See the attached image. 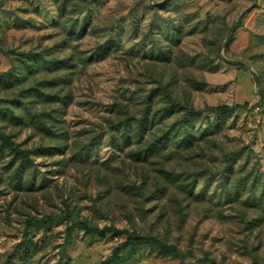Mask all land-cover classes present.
Instances as JSON below:
<instances>
[{
	"label": "rangeland",
	"instance_id": "1",
	"mask_svg": "<svg viewBox=\"0 0 264 264\" xmlns=\"http://www.w3.org/2000/svg\"><path fill=\"white\" fill-rule=\"evenodd\" d=\"M0 133V264H264V0H0Z\"/></svg>",
	"mask_w": 264,
	"mask_h": 264
},
{
	"label": "trees",
	"instance_id": "2",
	"mask_svg": "<svg viewBox=\"0 0 264 264\" xmlns=\"http://www.w3.org/2000/svg\"><path fill=\"white\" fill-rule=\"evenodd\" d=\"M247 107H248L247 103H245L244 105H235V106H218V107L214 108L213 111L218 115V117H219L218 123H219L221 121V116L232 114V113H235L236 111L245 110V109H247ZM150 130L151 129H150V124H149L148 118L146 116H143L139 120V127L137 129L138 136L141 138V140H144L146 138V134ZM124 137L127 140H131V138H132L131 134L128 135L125 133H124ZM183 137H184V142L189 143V144H187V146L193 144V140H194L195 135H193L187 131V133L185 135H183ZM0 139L5 146H7L13 152H15L17 156H20V158L22 159V165H25L26 162L30 161L28 154L21 151L17 147V145L11 141V139L8 136L0 133ZM169 139H170L169 135H166V136L159 138L155 143L147 145L148 151L151 150L153 147H157V149H159L160 147H163L167 143V140H169ZM74 226L85 231V233H87L90 236H98L101 238H104L107 234H114L116 236H119L121 234H125L127 236V241L123 244V246L125 248H129V250L123 256V258H119L118 256H116V258H118V260L123 259L125 262L129 261L131 256L138 251L139 246L144 245V244H150V245L155 246L159 250V252H161L162 254L172 255L175 257L180 256V252H179L177 247H175L173 245H167L157 237L139 236V235L134 234V233H129L127 231H120V230H117V229L111 228V227L99 229L96 227L88 226L87 224L82 223V222H75ZM71 239H72V231H71V229H69L66 246L69 245V243L71 242ZM112 260H113V257L111 259H109L107 262H110ZM107 262H105L103 264H106Z\"/></svg>",
	"mask_w": 264,
	"mask_h": 264
}]
</instances>
